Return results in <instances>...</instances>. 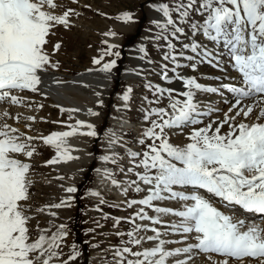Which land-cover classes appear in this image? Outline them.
Masks as SVG:
<instances>
[{
    "label": "snow or ice",
    "instance_id": "obj_1",
    "mask_svg": "<svg viewBox=\"0 0 264 264\" xmlns=\"http://www.w3.org/2000/svg\"><path fill=\"white\" fill-rule=\"evenodd\" d=\"M57 7L55 0H0V101L24 103V97L13 93L39 92V85L43 83L41 74L59 67V62H53L46 49L48 37L54 34L57 25L69 27L70 16L78 13L68 9L56 14ZM151 7L161 18L150 21L156 29L150 40L157 48L164 49L162 59L172 65L171 68L169 63L160 65V79L169 83L179 81L184 90L163 87L151 81L144 85L154 97H144L150 107L144 109L143 118L150 121V126L143 130L139 139L143 151L129 150L133 167L127 169L128 172H134L136 168L143 171H135L136 179L126 181L127 186L121 187V191L125 195L129 189L136 193L146 191L147 194L125 202L127 208L141 207L127 218L134 226L126 233L129 239L124 244L156 243L139 251L128 246L117 248V264H167L170 258L181 255L185 258L175 260L174 264H189L194 251L222 255L225 259L220 264H228V258H255L258 264H264V0H168L154 2ZM117 19L134 22L133 14L128 11L119 14ZM105 35L115 36L116 33L110 31ZM201 35L208 43L197 40ZM161 40L165 43L160 44ZM60 46L57 42L53 51H58ZM116 47L109 44L100 57L93 59V63L100 66L96 71L111 73L117 64L116 59L101 62L104 56L119 57V51H112ZM185 50L192 54L187 55ZM138 53V58L146 64L154 63L143 43ZM181 58L189 63H182ZM204 64L225 73L230 67L236 75L216 76L214 79L219 83L213 86L178 71L185 67L197 70ZM132 72L144 76L142 68ZM169 72L173 75L169 76ZM225 79L228 82H224ZM224 90L231 95V101L224 97ZM132 92V87L128 86L122 94L121 98L126 102L124 107L128 106ZM203 94H220L224 103L230 104L223 119L216 117L204 124V118L212 117L221 109L199 99ZM165 99L166 107H151ZM98 103L102 105L103 101ZM57 107L61 112L69 113V120H72V114L80 111ZM88 113L98 115L92 109H88ZM8 115L4 112L0 119ZM16 118L19 119V115ZM27 119L34 121L36 118L29 116ZM200 124L204 126L195 127ZM225 126L227 131H223ZM66 127L70 130L33 137L6 122L0 123V264H53L54 259L59 261L63 255L61 246L68 235L67 225L60 224L49 235L52 222H49V228H41L38 222V238H31L29 222L33 216L30 214L29 188L32 181L28 176L31 165L17 156L31 158L36 151L31 142L42 139L45 145L55 149V157L47 164L77 159L70 154L68 138L76 134L96 137L98 133L93 124L79 119ZM84 127L88 131L81 132ZM185 128L191 129L188 142L173 144L170 134ZM149 140L151 143H146ZM108 143L110 147L118 143L115 133L111 134ZM137 157H140L138 161ZM101 159L115 164L118 154L113 152ZM104 177L112 185L120 186L108 169H104ZM176 188H191V191ZM65 191L71 194L77 189L67 187ZM90 195L99 197L101 204L106 203L99 191H92ZM72 200L69 195L59 203L36 211L48 209L49 215L57 217V212L51 209L71 207ZM166 200L192 203H184L182 210L154 203ZM214 201H218L221 207H217ZM146 208L157 215L150 216ZM161 214L180 217L178 223H172L168 228L182 234V241H187L194 233L192 239L195 242L167 249L165 245L175 241L162 238L168 235L167 230L162 233L154 227L162 223ZM257 216L261 218L259 222L254 219ZM121 219L115 218L116 225ZM137 220L150 221L151 224H138ZM141 231H151L154 235L141 236ZM116 235L125 233L117 232ZM79 255L73 246V254L61 264H69Z\"/></svg>",
    "mask_w": 264,
    "mask_h": 264
},
{
    "label": "rangeland",
    "instance_id": "obj_2",
    "mask_svg": "<svg viewBox=\"0 0 264 264\" xmlns=\"http://www.w3.org/2000/svg\"><path fill=\"white\" fill-rule=\"evenodd\" d=\"M163 1L168 2V0H55L58 4V7L54 10L56 14H62L68 9H74L75 13H78V15L73 14L70 16L69 27L66 28L63 25H57L53 30L54 34H50L48 37L49 43L46 45V49L52 61L59 62L58 70L72 74L79 73L85 68L93 65V59L100 57L103 54L102 52L108 48L110 44L108 38L110 35L106 36L105 33L114 31L116 35L121 37V41L114 44L117 47L112 50L113 52L119 51L120 56H104V60L102 61L104 63L116 59L117 64L111 71V78L113 81L112 89L110 93L104 97L103 106L99 107L103 119L97 128L98 135L90 138L91 153L96 157L105 154L102 138L110 127L109 119L112 114L111 106L113 103H116L114 95L124 93L128 87V83L123 78L122 72L127 66L132 64L129 59L130 48L140 46L141 43L147 47L150 58L154 63L148 65L142 61L144 76L137 75L133 82V92L129 100L128 115L132 127L128 128L125 132H121L122 136L120 138L123 142L125 141L128 144V148L134 147L136 150L139 149L138 151H143L144 146L139 144V139L142 134L137 131V128H140L143 133V128L150 126V121H145L143 118L145 114L144 109L150 107L147 101L144 100V97H148L149 99L154 98L152 92L145 88L144 85L147 81H151L153 84L163 85L165 82L160 79L159 75L160 65L162 63H169L162 59L164 49L157 48L150 40V37L155 34L156 29L155 26L150 23L152 19L148 13V7H151L154 2ZM125 11L133 14L134 24L132 28L120 29L117 25L124 27H128L129 25V23L117 19V16ZM149 29H152V31H149ZM197 40L204 41V38L201 35L197 37ZM104 41L108 43L106 44ZM57 42H59L61 46L58 51L54 52V45ZM184 42L188 41L185 40ZM159 43L164 44L165 42L161 40ZM209 47H212L211 43H209ZM186 54L192 53L187 50ZM181 62L189 63L183 61V58H181ZM171 66L172 65L169 63V68H171ZM211 68L215 69L214 67H209L208 69L198 67L199 70H192L190 67H185L178 69V71L182 74L184 71L188 70L189 73L186 74L187 76L194 75L198 78V81H200L202 79L201 76H205L207 71L209 74L210 71L214 73L217 72V70L213 71ZM230 72L229 70V73ZM144 77H146V79ZM171 85L173 89H183L182 83L179 81H173ZM166 106L167 99H165L164 102L161 101L158 105H151V107ZM53 116L57 118L56 115ZM43 119L44 117L41 118V125L38 126V131L40 132L52 131L58 125L57 121L54 119ZM153 119H155V117H153ZM204 124H206V121ZM204 124L196 125L195 127H203ZM190 131V128H185L183 131H173V133L170 134V141L173 144L183 145L188 142L187 136ZM146 143H151V141L149 140ZM32 145L35 147L36 151L31 157V168L28 174L29 179L32 181L29 188V203H31L32 209L36 211L45 205V202L50 200V196L53 192L52 189L45 185L44 180L49 176L53 178L56 174H54V170H51L44 164L47 159L54 156V150L49 147L46 149L44 148L45 146H39L34 143H32ZM39 147H43V149ZM122 148L117 153L118 159L115 164L111 161H106V163L108 165V171L112 174V178L121 183H125L128 180H135V171L142 172L143 169L136 168L134 172H128L127 169L133 167V158L128 154V151ZM139 159L140 157L136 158L137 161ZM97 166L98 161H94L81 168V178L77 183V191L71 201V207L69 208L71 209V214L66 224L68 235L64 238L61 246L63 255L60 257L59 261L54 260L55 263L53 264H61V261L68 260V257L73 254V246H75L76 251L80 252V255L76 257L75 260L69 261V264H96L91 258H98L99 262L104 264H113L115 263L113 252L117 248L128 246L131 247L133 251H139L144 248L146 244V241L140 246L124 244V242L129 239L126 233L134 226L128 222L127 218L131 217L132 214L141 207L140 205L127 208L124 200H119L115 195L105 194L104 192L101 193L106 203L101 204L100 200H95L88 195V192L95 189L94 171ZM146 194V192L136 193L130 189L127 200L140 199ZM154 203L159 205V203ZM145 210L148 214L153 211L147 208ZM39 217L40 216L33 217L29 222L32 239L38 238L39 233L36 229V219ZM117 217L122 218L118 225H116L115 220ZM136 223L141 224L138 220ZM97 224L102 226L98 227ZM114 225L116 226L114 227ZM117 232L125 233V235L118 236L116 235ZM139 235L145 236V233L141 231Z\"/></svg>",
    "mask_w": 264,
    "mask_h": 264
},
{
    "label": "bare ground",
    "instance_id": "obj_3",
    "mask_svg": "<svg viewBox=\"0 0 264 264\" xmlns=\"http://www.w3.org/2000/svg\"><path fill=\"white\" fill-rule=\"evenodd\" d=\"M148 13L152 20L154 18L156 19L161 18V15L155 12L151 7H148ZM133 24H134L133 22H129L128 27H124L121 25H117V27L120 29H127V28H132ZM108 39L110 41V44H115L121 41V37H119L118 35L109 36ZM138 48L139 46L130 48L129 59L132 64L127 66L122 72L123 78L128 83V86L131 87L133 86V82L137 77V75L133 74L132 70L143 67L142 60L138 58L139 56ZM101 63L103 64V62ZM99 67H100L99 65L93 64L76 74L63 72L58 69H49L47 74L44 73L41 74L43 83L39 85L40 88L39 92L33 93L29 90H24L22 92L13 93L24 97L25 98L24 103L11 104L9 101L0 102V114H3L4 112L9 113L7 117H2V119H0V123L6 122L12 127L19 129L20 132L26 133L27 135L33 137H44L51 134L54 131L70 130L66 127V125L75 124V121L77 119L93 124L95 126V130L97 131V128L103 119V116L99 110V107H102L103 104L102 105L99 104L98 101L102 100L104 102V97L110 93L113 83L111 78L112 72L110 74H105L96 71L95 69H98ZM198 67L208 69L211 66L204 64ZM89 69H94V70L89 72L88 71ZM212 70L213 71L217 70V72L214 73L210 71L209 74V72L207 71V74L205 76L203 75L201 76L202 79L199 82L203 84L215 86L219 83V81L215 80L214 77L216 76L232 77L236 75V72H234L230 67H227L226 73L217 68ZM229 70L231 71L230 73ZM172 75L173 74H170V76ZM57 80L63 81V83L61 84L55 83V81ZM224 82H228V80L225 79ZM171 84L172 82L169 83L168 81H165V83H163L162 86L172 88ZM96 93H100V95L97 96ZM122 94L114 95V100H116V103H113L111 106L112 114L109 119L110 127L104 133L102 138V142L105 148V154L103 155H111L113 152L118 153V151L122 148V146L125 145V143L120 138L122 136L121 132H125L127 131L128 128L132 127L129 119L130 117L128 115V108L130 105V101L127 102L128 106L124 107L126 102L122 100L121 98ZM224 97L229 101H231L232 99L231 95L227 93V91L225 90H224ZM199 99L207 103H211L214 107H218L221 109L220 112L214 113L212 117L204 118L206 123L208 122L209 119H215L216 117L223 119V113L227 112L228 108L230 107V104L224 103V101L221 99L220 94H203L199 97ZM29 105H31V107H29ZM40 105L43 106L39 107ZM57 105L64 108H77L80 111L72 114L73 118L72 120H69V113L61 112L60 107H57ZM88 109H92L94 112L98 113V115L96 116L90 115L88 113ZM17 115H19V119L16 118ZM53 115H56L57 118H54ZM29 116H34L36 119L34 121L28 120L27 117ZM43 117H44L43 120H48L49 118L56 120L58 125L52 131H44V132L38 131V126L41 125L40 120ZM28 125H30V127H28ZM86 131H88L86 127L81 129V132H86ZM137 131L142 134V130L140 128H137ZM177 131H179V129L174 130V132ZM223 131H227V126H225ZM112 133H115L116 137L118 138V143L110 147L108 141ZM90 138H91L90 136L82 135V134H76L73 137L68 138V146L70 149V154L78 158L67 161H61L55 164L46 163L47 161L52 160L55 157V149L52 146L45 145L42 139H35L31 142L34 144H38L39 146H43V147L45 146L44 148L46 149L49 147L54 150V156L50 159H47V161L44 163L46 167L50 168L51 170H54L55 171L54 174H56L55 177L52 178V176H49L44 180L45 185H47L48 188L52 189L53 192L52 195L50 196V200L48 199L49 201L45 202L46 203L45 205L42 204L43 206L40 207V209L44 208L46 205L59 203L62 199L66 198L69 195H71L74 198L76 192L70 194L67 193L65 189L67 187L76 188L77 183L81 178V173H82L81 168L84 167L86 164H89L94 161H98V166L94 171L95 189H93L92 191H99L100 193L104 192L105 194H113L119 200H124L125 202L127 201V196L129 191L127 192L126 195L121 191V187L127 186L126 182L125 183L120 182V186H116V185H112L110 180L104 177V169H108V165L106 161L101 159L103 155L96 157L91 153ZM43 147H39V148L43 149ZM17 158L28 163H30L31 160V158H28L24 155H18ZM102 178H104V182H102ZM141 186L147 187L144 185ZM175 190L190 192L191 188H185V189L176 188ZM92 191L88 192V195L95 200H100L99 197L90 195ZM205 195L207 194L205 193ZM155 202L159 203V205L158 204L157 205L161 207H171L173 209H180V210L183 209L184 203H189V204L192 203L191 201L184 202L180 200H166V201H155ZM214 202L216 203L217 207H221L218 201H214ZM69 208L70 207L51 209V211L57 212V217H52L51 215H49L48 209H45V211L43 212H37L32 209L30 214L33 217L40 216L39 218L36 219V221L37 223L39 222L41 228H49L50 226L49 222L51 221L53 226L51 227V231L48 233L49 235H51V232L56 231L57 226H59L60 224H65V225L67 224L68 218L71 214V209ZM222 210L227 211V209H223V208ZM149 215L154 216L157 215V213L151 211ZM160 218L162 223L154 225V227L160 229L162 233H164L167 230L168 235L162 236V238L175 241V243H170L165 245L167 249L184 247L186 246V243L195 242L192 239V236L195 235L194 233L189 235V239L187 241H182L181 238L182 234L174 233L171 231L170 228H168V225L172 223H178L181 219L180 217L171 214L169 215L161 214ZM254 219H256L257 222H259L261 218L257 216L254 217ZM138 222H140L141 224H149V225L151 224L150 221L138 220ZM144 233L145 236L154 235V233L151 231ZM145 243H146L145 246L143 245L144 248H149V247H153L156 242L146 241ZM113 254L115 257V263L113 264H117L119 257L115 255V251L113 252ZM184 258L185 255L172 257L169 259L167 264H174L175 260L184 259ZM224 259L225 257L216 253H204V252L194 251V253L192 254V259L189 261V264H220V262H222ZM91 260H93L96 264H104L102 262H99L98 258H93V259L91 258ZM53 263H55V261H53ZM228 264H258V261L255 258H243L242 260L228 258Z\"/></svg>",
    "mask_w": 264,
    "mask_h": 264
}]
</instances>
